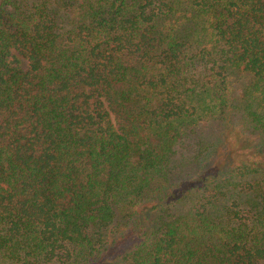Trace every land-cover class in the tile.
I'll return each instance as SVG.
<instances>
[{
    "label": "trees",
    "instance_id": "trees-1",
    "mask_svg": "<svg viewBox=\"0 0 264 264\" xmlns=\"http://www.w3.org/2000/svg\"><path fill=\"white\" fill-rule=\"evenodd\" d=\"M0 264H264V0H0Z\"/></svg>",
    "mask_w": 264,
    "mask_h": 264
},
{
    "label": "rangeland",
    "instance_id": "rangeland-1",
    "mask_svg": "<svg viewBox=\"0 0 264 264\" xmlns=\"http://www.w3.org/2000/svg\"><path fill=\"white\" fill-rule=\"evenodd\" d=\"M229 141L231 143L232 153L235 156L236 162H241L242 159L246 158L253 151V149L249 146H243L242 139L239 138L236 133L232 134Z\"/></svg>",
    "mask_w": 264,
    "mask_h": 264
}]
</instances>
